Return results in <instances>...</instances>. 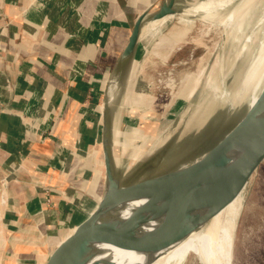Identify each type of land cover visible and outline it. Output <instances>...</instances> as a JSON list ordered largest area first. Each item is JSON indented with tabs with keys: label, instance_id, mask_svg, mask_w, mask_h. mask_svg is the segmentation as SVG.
Instances as JSON below:
<instances>
[{
	"label": "crops",
	"instance_id": "0c3cea01",
	"mask_svg": "<svg viewBox=\"0 0 264 264\" xmlns=\"http://www.w3.org/2000/svg\"><path fill=\"white\" fill-rule=\"evenodd\" d=\"M163 2L0 0V264H45L100 201L99 92Z\"/></svg>",
	"mask_w": 264,
	"mask_h": 264
},
{
	"label": "rangeland",
	"instance_id": "374dc122",
	"mask_svg": "<svg viewBox=\"0 0 264 264\" xmlns=\"http://www.w3.org/2000/svg\"><path fill=\"white\" fill-rule=\"evenodd\" d=\"M218 1H223L222 9L217 7L208 15L211 12H192L191 8L209 0H180L178 14L146 35L141 36L142 30L133 61L117 84L116 94L111 91V101L107 87L115 70L101 86L97 104L100 113L104 101L112 108L110 150L121 186L204 156L246 112L247 99L237 94L264 40V0H254L248 14L243 11L240 28L228 34L222 21L240 0ZM219 58L225 72L230 69L225 87L234 99L231 107L222 108L204 89L208 72ZM133 128L142 132L139 138L131 133ZM242 202L232 229L229 264H264V160L246 184ZM186 264L197 263L189 258Z\"/></svg>",
	"mask_w": 264,
	"mask_h": 264
},
{
	"label": "water",
	"instance_id": "95a60500",
	"mask_svg": "<svg viewBox=\"0 0 264 264\" xmlns=\"http://www.w3.org/2000/svg\"><path fill=\"white\" fill-rule=\"evenodd\" d=\"M177 6V0H164L157 11L144 12L135 19L111 82L114 79L118 84L121 82L143 27L178 14ZM111 112L109 101H104L102 197L95 209L51 251L45 264H99L90 260L111 246L170 243L185 238L234 200L264 160V86L253 106L204 156L133 185L121 186L114 174L110 150ZM200 165L203 170L197 171ZM197 172L202 178L192 179ZM177 181L182 187L178 194L156 198L164 186ZM139 202L143 203L138 205ZM134 208L141 213L137 219H114L118 212Z\"/></svg>",
	"mask_w": 264,
	"mask_h": 264
},
{
	"label": "bare ground",
	"instance_id": "6f19581e",
	"mask_svg": "<svg viewBox=\"0 0 264 264\" xmlns=\"http://www.w3.org/2000/svg\"><path fill=\"white\" fill-rule=\"evenodd\" d=\"M254 2H255L254 0H240L234 11H232L230 14L226 16V18L222 21V23L226 28L227 34L229 33V31L232 32L234 29L238 30L240 28L243 22V11L245 10L246 14H248L249 9L254 4ZM221 3H223V1L216 0L215 2L214 0H209L207 4H199L191 8V11L194 12L200 10L205 12L206 14L211 12L208 15H212L215 13L214 12L215 9L221 6L220 5ZM222 6L221 8L218 9H222ZM185 12H189V10H186ZM170 17L171 16H168L160 20L159 22H153V23H149L148 25H145L143 27L144 30L142 29L143 33L141 36H143L144 34L146 35V32H148L149 30L157 28L163 22L168 20ZM158 62H160V60ZM229 71L230 69H228V71L225 72V65L223 61H221V59L219 58V60H216L212 64L204 83V89L212 95L214 100L220 102L222 108H224L227 104H229L231 107L233 106L234 103L232 94H230L225 87L226 86L225 76H227ZM117 84L118 83L115 79L113 82H109L107 87V93H109V100H110V96H112L111 91H114V95L116 94L118 88ZM263 86H264V40L258 46L255 57L250 62L247 70L245 71L240 89L238 90V94H237L238 98L245 97L247 99V110H249L253 106L259 94L261 93ZM139 103L140 100L138 97V99L134 100V104L137 107ZM142 103H144L143 100ZM131 133H133L136 138H139L142 135L141 134L142 132H140L138 128H133L131 130ZM179 164L183 165V163H179ZM179 164H177V166ZM192 165L193 163L190 165V167H192ZM202 165H200V169L197 171L203 170ZM199 178H202V174L197 172L192 179L197 180ZM146 179L150 180L151 177ZM142 180L134 181L129 185H133ZM180 185L181 184H179L177 181L173 184H168L164 186L161 190L162 193L157 194L156 198L160 200L161 197L164 196H168V197L175 196L181 191L182 187ZM242 201H243V191L236 198H234V200H232L223 210H221L211 220H209L203 227L190 233L185 238L178 239L170 243H152V244L130 243V244L111 246L96 254V256H94V258L90 260V263L109 264L110 261L111 262L113 261L114 264H186L189 258H193L197 264H229L231 257L230 250L232 244V229H233L234 221L241 210V206L243 203ZM142 203L139 202L138 205H141ZM139 215H141V213L138 210H135L134 208V209L118 212L114 216V219L119 221L134 220L137 219Z\"/></svg>",
	"mask_w": 264,
	"mask_h": 264
},
{
	"label": "built area",
	"instance_id": "2783aa9c",
	"mask_svg": "<svg viewBox=\"0 0 264 264\" xmlns=\"http://www.w3.org/2000/svg\"><path fill=\"white\" fill-rule=\"evenodd\" d=\"M3 185L0 186V202H3V199H4V194H3V190H2V187Z\"/></svg>",
	"mask_w": 264,
	"mask_h": 264
}]
</instances>
